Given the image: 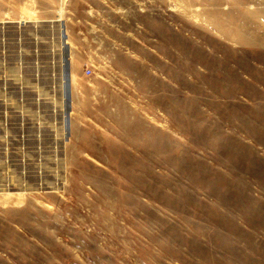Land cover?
I'll return each instance as SVG.
<instances>
[{
  "label": "rangeland",
  "instance_id": "374dc122",
  "mask_svg": "<svg viewBox=\"0 0 264 264\" xmlns=\"http://www.w3.org/2000/svg\"><path fill=\"white\" fill-rule=\"evenodd\" d=\"M0 264H264V0H0Z\"/></svg>",
  "mask_w": 264,
  "mask_h": 264
}]
</instances>
